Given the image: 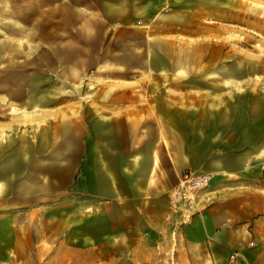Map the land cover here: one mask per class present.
<instances>
[{"label":"crops","instance_id":"0c3cea01","mask_svg":"<svg viewBox=\"0 0 264 264\" xmlns=\"http://www.w3.org/2000/svg\"><path fill=\"white\" fill-rule=\"evenodd\" d=\"M243 7L241 0H101L100 13L74 24L77 36L47 49L54 63L41 93L32 77L31 127L0 132L2 250L22 238L24 217L63 243L84 237L85 249L125 244L129 264H264V192L240 180L264 156L261 120L256 113L253 132L241 131L238 117L230 132H217L224 116L214 89L188 91L181 73L195 74L183 66L188 58H230L225 33L231 10ZM200 12L211 20L201 26L207 33H224L222 57L194 44ZM216 13L222 20L214 23ZM75 21L76 14L68 22ZM210 69L205 74H215ZM222 71L226 80L230 69ZM53 77L62 84L50 86ZM67 92L78 97L56 99ZM186 169L212 179L194 204L174 207L170 192ZM231 252L239 254L234 263Z\"/></svg>","mask_w":264,"mask_h":264},{"label":"rangeland","instance_id":"374dc122","mask_svg":"<svg viewBox=\"0 0 264 264\" xmlns=\"http://www.w3.org/2000/svg\"><path fill=\"white\" fill-rule=\"evenodd\" d=\"M241 1L245 3V7L242 11L235 8L231 10L230 29L225 33V37L231 43L230 58L211 61L188 58L183 61V66H187L188 71L195 74L188 75L185 69L181 73H183L184 85L187 84L189 88L188 91L202 89L207 85L214 89L211 91L212 99L216 103L221 101L216 112L224 116V123L218 125L217 132H230L234 120L237 119L241 131L253 132L255 126L253 117L257 113L259 116L257 119H260L262 124V148H264V0ZM232 2L237 4L238 0ZM86 5L90 6L87 14L84 13ZM79 6H82L83 14L80 17L84 21L89 17V13L91 15L100 13L101 0H0V119L9 123L0 128L2 136L12 135L16 129L15 123L19 131L22 127V131L27 132V128L31 127L29 97L32 77L35 81L38 80L40 93L42 89H46L48 78L46 68L48 69L54 61L47 59L45 52L47 49L52 50V47L58 48L65 38L78 35L75 25L80 19ZM71 9L76 12L73 13ZM66 10H68L67 16H65ZM75 14L76 21L68 22ZM186 14L189 13H184ZM221 17L222 13H216L212 21L217 23L222 20ZM193 18L201 23L198 38L194 39V44L198 42L200 45V53L212 49L216 55L222 57V46L217 42L223 39V31L215 30V33H207V29L201 27L202 23H207L209 20L206 12H200L198 17ZM187 31L188 29L186 35L190 36V32ZM208 42H215L212 45L214 48H207L210 46L206 45ZM204 68H211L215 74H205ZM224 68L230 69V75L226 80L222 79ZM56 79L52 78L49 82L50 86L56 87L57 84H62ZM75 83L80 85L81 82L76 79ZM169 83H166L168 87ZM70 86L74 87L73 84ZM168 93L174 94L169 91ZM67 95L68 92L56 99L78 97L77 93L69 92ZM11 105H17L18 109ZM235 113H238V116ZM236 117L238 118L235 119ZM256 126H259L258 120ZM248 147L253 150L252 145ZM257 164L254 171H247L240 176V180L256 182L264 192V176H262L264 156L261 158V163ZM23 220L22 238L17 239L14 247L9 245L7 251L0 247V264H129L125 244L116 252L85 249L86 245H80L84 244V237L73 235L69 242L63 243L64 237L60 234L54 237L46 236V225L45 223L42 225V221L31 223L24 217ZM248 236V247H255V236L253 234ZM250 241L252 244L249 243ZM106 247L109 248L110 245L104 244L103 248ZM142 254L143 252L140 255Z\"/></svg>","mask_w":264,"mask_h":264},{"label":"built area","instance_id":"2783aa9c","mask_svg":"<svg viewBox=\"0 0 264 264\" xmlns=\"http://www.w3.org/2000/svg\"><path fill=\"white\" fill-rule=\"evenodd\" d=\"M210 179V172L184 170L180 175L178 185L170 192V204L174 207L191 206L196 202L197 194L208 186ZM249 243L252 244V241ZM228 258L231 262H236L238 253L231 252Z\"/></svg>","mask_w":264,"mask_h":264},{"label":"trees","instance_id":"16d2710c","mask_svg":"<svg viewBox=\"0 0 264 264\" xmlns=\"http://www.w3.org/2000/svg\"><path fill=\"white\" fill-rule=\"evenodd\" d=\"M262 176H264V170H262Z\"/></svg>","mask_w":264,"mask_h":264},{"label":"bare ground","instance_id":"6f19581e","mask_svg":"<svg viewBox=\"0 0 264 264\" xmlns=\"http://www.w3.org/2000/svg\"><path fill=\"white\" fill-rule=\"evenodd\" d=\"M67 91V90H66Z\"/></svg>","mask_w":264,"mask_h":264}]
</instances>
